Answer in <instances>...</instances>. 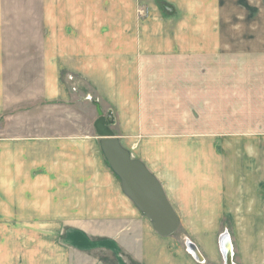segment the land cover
Segmentation results:
<instances>
[{
  "label": "crops",
  "instance_id": "crops-1",
  "mask_svg": "<svg viewBox=\"0 0 264 264\" xmlns=\"http://www.w3.org/2000/svg\"><path fill=\"white\" fill-rule=\"evenodd\" d=\"M138 1L0 0V264H200L182 250L174 235L160 237L122 193L101 153L97 134L94 137V122H90L91 131L77 128L80 111L70 106L71 95L62 80L63 74L77 75L90 88L103 90L105 98V82L112 79L105 75L118 72L125 79L128 59H135L147 46L155 50V36L150 38L153 21L145 26L149 29L145 38L126 33L136 31ZM171 1H181L197 14L198 34L203 36L207 31L217 35L224 9L238 12L244 8L239 0ZM256 1L262 2L257 4L262 22L264 0ZM254 3L246 6L258 8ZM238 30L235 47L244 42L258 47L264 41V34L255 37ZM206 38H199L203 46ZM212 41L213 49L219 46ZM204 54L201 50L199 56ZM125 95L118 98L124 100ZM71 122H76L75 128ZM63 123H68L67 128L63 129ZM129 144L121 146L145 165L165 192L166 179L156 161L148 152L135 156L138 143ZM252 149L257 160L247 163L223 161L217 151H212L214 156L206 147L202 154L197 152L218 161L211 174L212 197L198 194L192 200L185 194L165 192L185 233L193 228L204 234L203 242L194 244L204 264H224L218 245L223 232L229 236L232 264H264V187L255 193L247 187L264 186V142L258 141ZM172 152L182 158L189 154L187 149L173 148ZM165 158L175 169L178 163L171 161L173 157ZM199 159L197 169L205 160ZM179 165L181 175L190 177L188 165ZM198 171L196 175L206 173ZM80 217L90 219L89 223H72ZM68 218L71 224L63 220ZM96 228L102 237L98 232L89 235ZM57 231L69 232V245L58 242ZM79 234H88L91 239L86 241L94 244L92 248L75 245Z\"/></svg>",
  "mask_w": 264,
  "mask_h": 264
},
{
  "label": "rangeland",
  "instance_id": "rangeland-1",
  "mask_svg": "<svg viewBox=\"0 0 264 264\" xmlns=\"http://www.w3.org/2000/svg\"><path fill=\"white\" fill-rule=\"evenodd\" d=\"M249 1L257 2L239 0V6L244 3V8H238V12L224 9L223 24L218 26L217 35L211 36L207 31V45L203 46L205 43L199 38L205 36L198 34L197 14H192L185 3L139 0L134 17L138 27L136 26V31L133 29L126 33L145 38L149 33L145 26L153 21L155 24L152 22L151 25L155 29L154 32L151 31L150 38L155 36L152 42L156 51L147 46L135 59H128L127 72L123 74L125 79L118 72L105 75L112 77L105 82V98L101 97L100 92L103 90L90 88L89 83L87 85L77 75L63 74V83L71 95L70 106L80 111L77 128L82 126V129L92 130L90 122L95 123L98 119V106L102 117L111 116L109 126H112L121 145L129 147V143L136 142L138 149L136 147L133 151L135 156L148 152L156 161L157 168L166 179L163 181L166 194H185V198L192 200H197L198 194L212 197L214 183L211 174L218 161L212 155H201L204 147L211 154L212 151H217V156L223 161L231 158V161L237 159L238 162L247 163L257 160V155L253 154V144L264 142V41L258 47L254 46L255 43L246 42L239 48L234 46V41L241 32L238 33V28L245 30L246 34L252 32L255 37L264 34V21L261 22V10L257 5L262 2L254 3L258 8H250L246 6ZM191 5H196V1ZM165 6H170L173 10L169 11ZM153 9L155 15L152 17ZM192 11L196 12V9ZM189 12L191 16L188 15ZM213 38L219 45L215 49ZM245 44L252 47L246 48ZM201 50L206 53L202 57L199 56ZM121 80L125 87L120 85ZM118 95H125L126 99L120 100ZM74 123L76 122H71V128H75ZM67 125L68 123H63V129ZM95 134L94 132V137ZM173 148L187 149L189 154L182 158L180 153L172 152ZM200 151L201 154L197 153ZM201 156L205 159L201 163H206H200L197 169L196 163ZM165 157H173L171 161L178 163L175 169ZM179 164L188 165L190 177L181 175ZM199 169L206 173L196 175ZM191 184L196 187L189 189ZM247 187L249 193H255L256 188L262 189L264 186L250 184ZM63 220L71 224L70 218ZM89 220L74 218L72 223L76 221L78 225H84ZM66 229L69 230L68 227ZM93 231L95 232L89 235H97L98 232L102 237L100 229ZM190 231L185 233V227L179 226L173 234V239L178 241L185 253L186 241L193 244L203 242V233H196L197 230L193 228ZM68 234L69 232L57 231L55 237L60 244L69 245V240L66 239ZM225 234L227 233L223 232L218 235V245L220 237ZM72 236L76 239L75 234ZM77 236L78 243L75 245L78 248H92L94 245L87 243L86 239H91L88 234ZM110 236L117 235L110 233Z\"/></svg>",
  "mask_w": 264,
  "mask_h": 264
},
{
  "label": "water",
  "instance_id": "water-1",
  "mask_svg": "<svg viewBox=\"0 0 264 264\" xmlns=\"http://www.w3.org/2000/svg\"><path fill=\"white\" fill-rule=\"evenodd\" d=\"M96 107L98 119L94 123V130L99 137V147L109 169L119 179L122 193L149 220L160 237L172 236L180 223L162 186L141 161L130 157V153L121 146L109 128L111 116L102 117L99 107ZM219 246L224 264H232L229 261L232 249L227 234L220 237ZM187 249L193 252L189 245Z\"/></svg>",
  "mask_w": 264,
  "mask_h": 264
},
{
  "label": "bare ground",
  "instance_id": "bare-ground-1",
  "mask_svg": "<svg viewBox=\"0 0 264 264\" xmlns=\"http://www.w3.org/2000/svg\"><path fill=\"white\" fill-rule=\"evenodd\" d=\"M99 138V137H98ZM130 157H131V155H130ZM132 158V157H131ZM132 159H134V158H132ZM137 160V159H136ZM114 175V174H113ZM115 176V175H114ZM116 177V176H115ZM117 178V177H116ZM118 179V178H117ZM118 181H119V179H118ZM119 185H120V183H119ZM121 189V188H120ZM134 206V205H133ZM140 213V212H139ZM141 214V213H140ZM143 215V214H142ZM144 216V215H143ZM145 217V216H144ZM146 218V217H145ZM147 219V218H146ZM148 220V219H147ZM149 221V220H148ZM187 242V241H186ZM186 242H185V245H186ZM188 245L192 248V250H193V252H190V251H188L189 249H187L188 248ZM186 247V252L187 253H192L193 254V256L195 257V258H193L192 257V255L190 254V256L192 257V259L194 260V261H196V262H198V263H203L204 262V259H203V257L200 255V252H199V250L197 249V247L192 243V242H190V241H188L187 242V246H185ZM230 262H232V260L230 259L229 260ZM233 263V262H232Z\"/></svg>",
  "mask_w": 264,
  "mask_h": 264
}]
</instances>
